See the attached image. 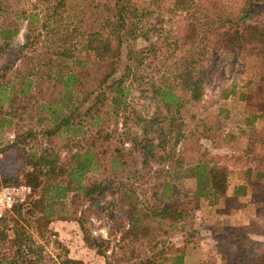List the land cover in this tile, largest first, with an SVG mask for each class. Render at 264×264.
<instances>
[{"label":"trees","instance_id":"1","mask_svg":"<svg viewBox=\"0 0 264 264\" xmlns=\"http://www.w3.org/2000/svg\"><path fill=\"white\" fill-rule=\"evenodd\" d=\"M148 1L97 3L96 7L105 10L100 24L92 28L93 23L86 22L80 40V35H75L76 24H81L92 0H0V44L7 46L21 30L24 33L16 68H0V135L12 126L9 114L27 108L31 99L33 126L39 127L37 132L15 133L8 144L0 142V187L23 183L33 190L24 205L10 212L11 219H0V264H40L41 248L32 239L31 230L41 235L47 223L60 219L54 204L69 199L68 204L75 207L76 201H88L105 186L114 191L115 204L124 209V224L114 226L119 233L116 251L107 254L109 241L91 236L84 218L76 217V210L71 213L84 246L105 264H187L185 259L191 253L186 245L165 247L158 239L181 226L199 200L214 205L254 198L252 189L264 180V155L243 156L254 168L246 169L243 185L231 191L226 185V169L204 160L189 171L194 182L193 201L178 202L167 196L165 201L168 182L145 200L137 193L136 178L130 177V163L135 158L124 153L123 146L129 144L133 152H140L142 165L153 159V147L146 136L149 126L128 102L133 86H148L157 105L178 111L184 100H201L200 72L206 55L214 63L237 60L249 52L264 71V0H238L232 6L221 0ZM152 5L157 12L166 9L170 16H180L174 27L178 35L170 62L175 52L177 56L172 64H165L163 56L156 63L157 55H164L162 50L152 54L147 47L135 46L138 40L147 39ZM50 19L55 26L48 31ZM122 48L126 63L122 75L115 78ZM150 64L154 66L151 76H137ZM162 66L167 67L160 73ZM228 94L235 95L234 88ZM252 94L264 100V78L254 85ZM133 118L143 124L141 138L129 127ZM196 126L205 131L211 128L205 122ZM245 127L261 138L256 136L253 119L247 120ZM37 139L44 142L33 146V151L26 150L28 142ZM102 172V176L90 178ZM9 224L11 237L6 232ZM248 236L245 228H233L221 236L217 242L221 264H264V241L251 242ZM59 261L83 264L66 255ZM193 264L209 262L199 259Z\"/></svg>","mask_w":264,"mask_h":264},{"label":"rangeland","instance_id":"2","mask_svg":"<svg viewBox=\"0 0 264 264\" xmlns=\"http://www.w3.org/2000/svg\"><path fill=\"white\" fill-rule=\"evenodd\" d=\"M48 1L53 2V0ZM92 1L81 24H76L78 26L76 36L84 32L86 22L93 23L92 28H97L100 24L99 18L105 10L96 7V4H104L105 0ZM156 1L151 0V2ZM160 1H164L165 4L167 2V0ZM221 1L227 2L228 6L238 2V0ZM149 14L147 39L138 40L135 46L147 47L152 54L157 53L158 51H155L157 49L162 50L164 55H157L156 63L160 62L159 58L163 56L166 59L164 63L169 64L178 35L174 27L181 21L180 16L178 14L170 16L166 9L157 12L153 5ZM96 20L97 23H94ZM54 26L53 19H50L48 31ZM71 26L74 25H69L70 28ZM23 34L21 30L7 46L0 44V68L5 66L12 70L16 68L19 63L18 50L23 44ZM79 38L81 40L82 35ZM124 56L125 48H122L115 78L122 75L126 63ZM175 56L177 52L174 53L170 64L174 62ZM206 56L204 67L200 72L203 78V93L198 103L184 100L183 107L178 111L173 108L166 111L161 104H156L148 86L135 85L131 88L128 102H131L130 106L147 122L149 130L146 136L150 140L149 146L153 147L154 154L147 165H142L141 153L133 152L129 149V144L123 146L124 153H131L135 158V161L130 163L129 172H131L130 177L136 178L137 193L141 199L146 200L154 189L168 182L170 186L165 190V201L166 196L178 202L193 201L194 182L189 176V171L192 166L204 160L226 169V185L231 191L243 185L242 173L248 168H254L253 163L246 162L243 156L264 155V100L262 96L256 97L252 94L254 85L260 78H264V71L259 62L249 52L243 53L237 60L220 59L214 63L209 62L210 59L208 55ZM166 67H159L160 73L165 72ZM153 69L154 66L150 64L149 67L141 68L137 76L148 78ZM232 88L235 95L228 94ZM223 94H226L225 98L222 97ZM9 117L13 118V123L9 129L1 133L2 144L12 141L15 133L23 134L27 131L39 130V127L33 126V99L30 100L27 108L16 109L9 114ZM252 119L256 136L259 135L261 138H255V133L251 135L249 127H245V122ZM202 122L211 127L209 131H205L202 126H196ZM129 127L135 136L142 137V123L138 124L133 118ZM42 142L44 140L37 139L35 142L30 140L26 150L33 151V146L38 147ZM107 150L110 151V148ZM64 155L65 152H62L61 158ZM162 169L167 170L166 174L161 173ZM99 174L88 178H98L104 173ZM252 190L255 194L252 200L249 197L237 198L235 203L228 204L223 200L214 205L203 200L197 201L182 225L158 240L163 242L165 247L170 248H181L186 245L188 247L186 251L191 253V256L185 259L187 264H193L199 259L209 264H221L222 252L217 247V242L223 234H228L233 228H245L251 242H263L264 180ZM115 198L114 191L105 186L97 196L88 201H76L75 207L68 204L69 199L54 204L53 209L60 219L47 223L41 235L33 229L30 232L32 239L41 248L40 264H58L59 259L64 255L83 264H105L104 259L94 250L84 246L82 233L71 213L76 210L75 216L84 218L85 227L91 236L109 241L110 249L107 254H110L111 250L116 251L119 240V233L114 230V226L123 225L125 217L124 209L115 204ZM4 217L9 220L12 214L4 213ZM11 227L12 224H9L8 231L6 230L10 237Z\"/></svg>","mask_w":264,"mask_h":264},{"label":"built area","instance_id":"3","mask_svg":"<svg viewBox=\"0 0 264 264\" xmlns=\"http://www.w3.org/2000/svg\"><path fill=\"white\" fill-rule=\"evenodd\" d=\"M33 195V190L29 185L20 183L17 185H7L0 187V219L4 213L22 206Z\"/></svg>","mask_w":264,"mask_h":264}]
</instances>
